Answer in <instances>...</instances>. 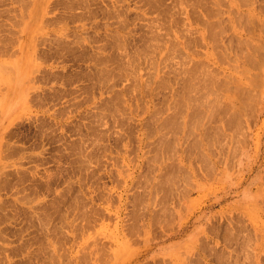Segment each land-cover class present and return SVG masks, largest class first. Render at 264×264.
I'll return each instance as SVG.
<instances>
[{
  "label": "rangeland",
  "instance_id": "rangeland-1",
  "mask_svg": "<svg viewBox=\"0 0 264 264\" xmlns=\"http://www.w3.org/2000/svg\"><path fill=\"white\" fill-rule=\"evenodd\" d=\"M0 264H264V0H0Z\"/></svg>",
  "mask_w": 264,
  "mask_h": 264
},
{
  "label": "bare ground",
  "instance_id": "bare-ground-1",
  "mask_svg": "<svg viewBox=\"0 0 264 264\" xmlns=\"http://www.w3.org/2000/svg\"><path fill=\"white\" fill-rule=\"evenodd\" d=\"M239 1V0H238ZM190 2V1H189ZM249 2V1H248ZM163 6H165V5H163ZM229 8H230V6H228ZM175 8V7H174ZM243 17V16H242ZM219 20V19H218ZM238 20V19H237ZM236 23V22H235ZM248 23V22H247ZM242 24V23H241ZM251 45V44H250ZM254 46V45H253ZM246 88V87H245ZM244 88V89H245ZM185 98V97H184ZM181 103V102H180Z\"/></svg>",
  "mask_w": 264,
  "mask_h": 264
}]
</instances>
